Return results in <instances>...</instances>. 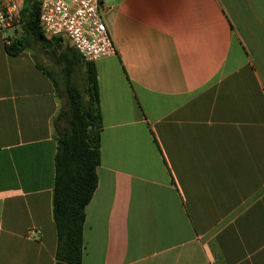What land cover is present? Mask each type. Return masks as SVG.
<instances>
[{"label":"crops","instance_id":"crops-1","mask_svg":"<svg viewBox=\"0 0 264 264\" xmlns=\"http://www.w3.org/2000/svg\"><path fill=\"white\" fill-rule=\"evenodd\" d=\"M101 1L115 53L93 61L81 264H264V0ZM43 35L11 55L0 33V264H56L53 119L72 46Z\"/></svg>","mask_w":264,"mask_h":264},{"label":"trees","instance_id":"trees-1","mask_svg":"<svg viewBox=\"0 0 264 264\" xmlns=\"http://www.w3.org/2000/svg\"><path fill=\"white\" fill-rule=\"evenodd\" d=\"M38 13V0L24 1L21 31L9 42H4L9 54L15 55L31 43L45 39ZM62 57L65 100L53 119L56 139L52 194L57 234L55 258L56 264H81L85 207L98 182L96 167L100 162L102 116L93 61L84 60L74 47Z\"/></svg>","mask_w":264,"mask_h":264},{"label":"built area","instance_id":"built-area-1","mask_svg":"<svg viewBox=\"0 0 264 264\" xmlns=\"http://www.w3.org/2000/svg\"><path fill=\"white\" fill-rule=\"evenodd\" d=\"M25 0H0V33L5 42L8 28L20 27ZM38 20L48 36L64 35L86 61L115 53V45L103 19L106 5L101 0H38Z\"/></svg>","mask_w":264,"mask_h":264},{"label":"rangeland","instance_id":"rangeland-1","mask_svg":"<svg viewBox=\"0 0 264 264\" xmlns=\"http://www.w3.org/2000/svg\"><path fill=\"white\" fill-rule=\"evenodd\" d=\"M20 31H21L20 27L16 28L15 30L12 29V28H8V29L5 30V34H10V35L14 36V35H18L20 33ZM45 55L47 56L46 53H45ZM48 60L50 61L49 58H48ZM48 66H50V64Z\"/></svg>","mask_w":264,"mask_h":264}]
</instances>
